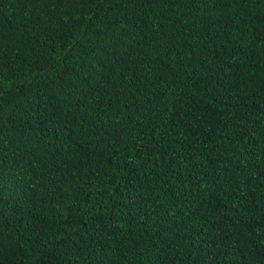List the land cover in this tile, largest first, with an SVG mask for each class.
<instances>
[{
  "label": "trees",
  "instance_id": "obj_1",
  "mask_svg": "<svg viewBox=\"0 0 264 264\" xmlns=\"http://www.w3.org/2000/svg\"><path fill=\"white\" fill-rule=\"evenodd\" d=\"M0 264H264V0H0Z\"/></svg>",
  "mask_w": 264,
  "mask_h": 264
}]
</instances>
